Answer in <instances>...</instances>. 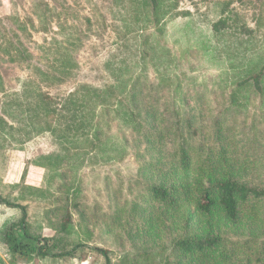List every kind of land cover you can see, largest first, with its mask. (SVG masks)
<instances>
[{
  "label": "rangeland",
  "instance_id": "374dc122",
  "mask_svg": "<svg viewBox=\"0 0 264 264\" xmlns=\"http://www.w3.org/2000/svg\"><path fill=\"white\" fill-rule=\"evenodd\" d=\"M40 1L0 0V118L15 128L0 132V197L26 205L31 230L54 237V251L82 246L70 256L20 260L0 235V258L5 264H106L99 247L112 264H175L174 239L197 218L188 221V212L178 216L151 201L148 187L173 181L183 143H192L193 158H226L215 164L218 179L264 191V96L250 81L237 89L264 48V0H178L173 13L182 14L145 28L117 0H44L48 11L35 8ZM221 17L228 19L223 37L212 30ZM142 33L149 35L144 43ZM138 46L147 65L134 55ZM124 64L132 80L140 79L134 106L142 126L124 128L111 108L99 107L94 128L125 146L123 158L104 161L82 142L30 131L29 107L36 109L33 123L46 115L32 94L37 86L60 103L81 84H112V67ZM261 203L264 217V198ZM19 217L17 209L0 205V231ZM239 222L235 231L222 226L241 247L228 246L233 264L257 253L252 237L264 254V223Z\"/></svg>",
  "mask_w": 264,
  "mask_h": 264
},
{
  "label": "trees",
  "instance_id": "16d2710c",
  "mask_svg": "<svg viewBox=\"0 0 264 264\" xmlns=\"http://www.w3.org/2000/svg\"><path fill=\"white\" fill-rule=\"evenodd\" d=\"M117 1L125 7L127 5L128 11L136 16L135 22L141 21L142 28H145L147 22L157 25L168 15L175 17L177 14H182L173 13L178 0ZM35 8L49 10L48 4L44 0L37 2ZM139 14H143L144 17H139ZM183 14H189V12ZM47 15L44 14L43 17L48 19ZM227 20V18L221 17L212 24V30L219 37H223L227 33L225 30L223 31ZM42 30H47V28L43 27ZM233 34L242 33L234 31ZM139 37L143 43L149 39V35L144 33ZM134 55L142 61L141 64L147 65L145 49L138 46ZM249 60L247 59V61ZM262 62L264 66V48L261 53L249 61L246 72L247 79L239 80L237 89H240L245 83L249 84L247 82L250 81L251 85L264 96V90L261 87L264 82V67L259 68ZM112 68V84L103 88L81 84L65 96L60 103L53 101L47 94H43L37 86L32 94L37 97L38 109L42 105L46 115L44 121L33 123V118L37 115L36 109L29 107L28 118L31 126H34L30 131L38 134L49 131L52 134H57L59 139L64 142L70 140L74 145H81L82 142L84 148H89L93 152H101L104 161L123 158L125 146L119 141H111L110 135H106L105 138L99 137L97 128L94 129L97 123L96 108H111L122 127L139 130L138 128L142 126L139 122L140 114L134 103L138 101L139 92L141 93L137 89L140 86V79H137L138 77L133 80L132 77L130 78L129 70L131 69L127 64ZM238 91L234 89L232 95L235 97ZM232 102L234 103V99ZM29 103L34 102L29 101L26 104L29 105ZM11 104V101H8L7 105ZM56 104L59 107H56ZM3 110L9 117H13L10 111ZM6 129L15 131L12 124L0 118V132ZM24 136L28 138L31 136V132H27ZM24 141L25 139L21 138L16 142ZM224 160H226L225 157L212 159L196 155L193 158L192 143H183L179 149V158L174 161L170 171L174 175L173 181H170L171 183L168 185L152 184L148 187L151 201L159 203L164 209L178 216L188 212L190 214L188 221L194 217L197 218L195 226L190 227L188 224L185 226L184 234H179L174 239L171 253L177 262L175 264H233L235 259L233 253L228 250V246L236 243L223 235L222 226L234 230L241 218L251 221L256 227H260L264 223V217L261 216V200L264 198V191L231 179H218V168L215 164L221 165ZM0 205L17 209L20 212V217L17 220L5 223L0 231L1 241L6 250L18 259L28 260L35 256L41 258L70 256L75 250L74 248L82 246L79 244L69 251H54L58 248L54 237H44L31 230L26 205L1 197ZM150 213L152 212L150 211ZM69 218L70 214L68 213L63 219L62 229L70 227ZM214 226L219 227L218 233L213 231ZM196 227L198 230L192 233ZM256 239V237H252L255 243L253 248L257 253L253 256L242 257L245 261H241L239 264H264V254H262ZM246 246H248L247 242L243 244V247ZM236 247L241 248L237 244ZM95 249L105 257L106 264H112L108 250L99 247H95ZM136 262L135 260L134 264ZM0 264H5L1 258Z\"/></svg>",
  "mask_w": 264,
  "mask_h": 264
}]
</instances>
